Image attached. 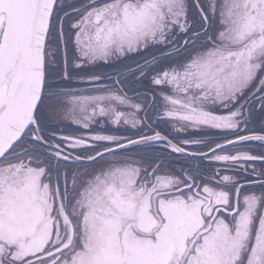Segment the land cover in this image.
<instances>
[{"label": "snow or ice", "instance_id": "snow-or-ice-1", "mask_svg": "<svg viewBox=\"0 0 264 264\" xmlns=\"http://www.w3.org/2000/svg\"><path fill=\"white\" fill-rule=\"evenodd\" d=\"M0 264H264V0H0Z\"/></svg>", "mask_w": 264, "mask_h": 264}, {"label": "rangeland", "instance_id": "rangeland-1", "mask_svg": "<svg viewBox=\"0 0 264 264\" xmlns=\"http://www.w3.org/2000/svg\"><path fill=\"white\" fill-rule=\"evenodd\" d=\"M69 2H70V0H69ZM78 2H81V0L78 1ZM75 3H77V2H75ZM55 123H57V124H53V125H52L53 128L59 127V128H61V129H66L67 132H72V131H73V130L71 129V126H69V125H73V126H75V124H71V123L66 122V121L61 122V121L59 120V118H57V120H56ZM258 126H260L259 123H258ZM104 127L107 128L111 133H115V134H117V133H121V134H127V133H129V132H127V131L124 130V129H117V127L114 126V125H105ZM251 127H252V126H251ZM97 130H99V129H97ZM75 132H76L77 134H80V131H79V130H75ZM129 135H133V134H132V133H129ZM181 159H182V158H181ZM101 163H102V162H101Z\"/></svg>", "mask_w": 264, "mask_h": 264}, {"label": "flooded vegetation", "instance_id": "flooded-vegetation-1", "mask_svg": "<svg viewBox=\"0 0 264 264\" xmlns=\"http://www.w3.org/2000/svg\"><path fill=\"white\" fill-rule=\"evenodd\" d=\"M78 1H80V0H70V2L71 3H75V2H77L78 3ZM82 1V0H81ZM256 127V125H252V128H255ZM171 129V128H170ZM161 130L162 131H165V134H167V130L165 129V128H163V127H161ZM113 134V133H112ZM189 134L191 135V136H193L195 139H202L203 137L201 136V135H199V134H197V133H195V132H186V133H174V135H179V138L180 139H184V138H188L189 137ZM250 147H252V148H254L255 150H256V152L258 153L261 149H260V144H259V142H253L251 145H250ZM257 166V168H259L260 167V165L259 164H257L256 165ZM254 191H259V189H253Z\"/></svg>", "mask_w": 264, "mask_h": 264}, {"label": "trees", "instance_id": "trees-1", "mask_svg": "<svg viewBox=\"0 0 264 264\" xmlns=\"http://www.w3.org/2000/svg\"><path fill=\"white\" fill-rule=\"evenodd\" d=\"M71 129L75 132V127H71ZM118 134H121V133H118Z\"/></svg>", "mask_w": 264, "mask_h": 264}]
</instances>
